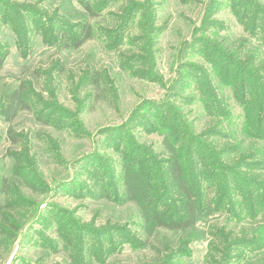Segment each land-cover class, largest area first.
I'll list each match as a JSON object with an SVG mask.
<instances>
[{
    "label": "rangeland",
    "instance_id": "obj_1",
    "mask_svg": "<svg viewBox=\"0 0 264 264\" xmlns=\"http://www.w3.org/2000/svg\"><path fill=\"white\" fill-rule=\"evenodd\" d=\"M0 63V113L20 84L34 109L0 115V264H264V208L240 180L264 168L246 122L264 99V0H0ZM173 154L213 214L150 236L116 199L119 164L148 176Z\"/></svg>",
    "mask_w": 264,
    "mask_h": 264
},
{
    "label": "trees",
    "instance_id": "obj_2",
    "mask_svg": "<svg viewBox=\"0 0 264 264\" xmlns=\"http://www.w3.org/2000/svg\"><path fill=\"white\" fill-rule=\"evenodd\" d=\"M82 6H84L87 13H91L89 5L82 4ZM93 36V27L87 23L76 33L69 36L71 40L68 39V44L73 41L72 48H80L85 42L93 39ZM86 79L89 85L93 86L92 90H97V92L100 90L97 73L92 70L87 72ZM243 90L244 88L241 89V91ZM258 92L261 94L262 89H259ZM1 102L0 115L6 122L13 121L21 112L33 113L34 110L22 84L5 95ZM257 102L258 106L256 107ZM252 103L254 107L249 109V113L257 126L256 128L253 127L250 122L252 118L246 122L249 129H255V138L262 142L264 138V134L261 136L264 129V99H259L258 101V97H255ZM10 141L14 144L17 142L13 137L10 138ZM171 156L164 160L158 159L154 168H151V174L148 176L145 172L138 169L139 165H132L125 156L121 157L119 164L121 167L120 184L122 195L119 194L118 190H115L117 192L116 199L119 200V196H123V202L133 203L138 208L141 219L150 228L148 230L150 236L155 230L180 232L193 229L198 223L213 214L210 200L204 198L200 192L195 193L190 188L187 175L182 170L180 160L174 154ZM244 157L243 162H247L246 160L250 159V157L254 158L250 154ZM246 167L247 165L244 163V165L240 166V169H245ZM225 172H227L226 166H224V182L229 181V177ZM240 180L242 184L250 187V189L264 192V168L257 173L246 171ZM249 190V200L253 201L250 203L251 206L254 208L255 202L258 200L259 208L263 209L264 195L254 199L253 191ZM227 191L228 189L224 186V192L227 193ZM168 201L173 202V206L170 210L163 209L161 204Z\"/></svg>",
    "mask_w": 264,
    "mask_h": 264
}]
</instances>
